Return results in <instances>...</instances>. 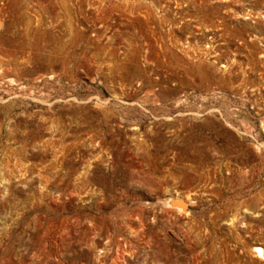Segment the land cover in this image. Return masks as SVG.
I'll use <instances>...</instances> for the list:
<instances>
[{"label": "rangeland", "instance_id": "1", "mask_svg": "<svg viewBox=\"0 0 264 264\" xmlns=\"http://www.w3.org/2000/svg\"><path fill=\"white\" fill-rule=\"evenodd\" d=\"M259 248L264 0H0V264Z\"/></svg>", "mask_w": 264, "mask_h": 264}, {"label": "bare ground", "instance_id": "2", "mask_svg": "<svg viewBox=\"0 0 264 264\" xmlns=\"http://www.w3.org/2000/svg\"><path fill=\"white\" fill-rule=\"evenodd\" d=\"M177 200V199H176ZM184 201H182V200H178V202H177V205H178V207L179 208H181V209H183V206H184ZM258 251H259V254L260 255H264V250L263 249H258Z\"/></svg>", "mask_w": 264, "mask_h": 264}]
</instances>
